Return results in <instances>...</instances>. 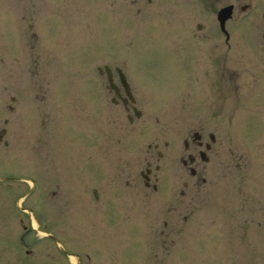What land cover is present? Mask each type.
Here are the masks:
<instances>
[{"label": "rangeland", "instance_id": "374dc122", "mask_svg": "<svg viewBox=\"0 0 264 264\" xmlns=\"http://www.w3.org/2000/svg\"><path fill=\"white\" fill-rule=\"evenodd\" d=\"M14 2L24 8L20 18H17L18 29L12 28L11 16L8 17V13L0 5V129L6 127L8 130L6 136L14 152H19L25 162L34 163L40 172H44L47 193L52 188L55 189V186L52 182L53 173L45 170L43 165L51 167L49 163L53 153H47V148L50 149L48 145L43 150L44 140L41 137L44 133L52 132L53 125L57 122V116H47L49 107L57 104L68 110L70 115L72 112L76 114V110L80 111L82 108L78 109L64 101L75 97L82 98L78 101L85 104V99L89 101L99 96L103 86L97 85H100L96 74L97 66L107 61L118 64L120 59L126 57L133 61L129 63L139 62L141 66L148 64L145 58H150V55L159 60L168 50L158 48L157 44L145 39L142 33L148 35L151 30L172 27L185 30L188 26L180 0ZM52 5L55 8L49 10ZM71 6L75 7V10L69 13L67 7ZM13 8L18 10L16 5ZM174 20L178 21L177 25H173ZM182 22L183 28L180 24ZM123 44L126 50L128 48L127 54L120 51ZM243 44V39H239L237 35L234 41L236 63L239 55L247 49ZM247 46L252 48L251 44ZM188 48L187 45L179 47L175 53L183 50L187 55L186 61L193 66L192 53ZM206 56L210 59L211 51H207ZM252 56L255 61H259L263 55ZM240 58L243 72L248 74L251 58L241 55ZM230 61L233 63L232 59ZM158 62L164 63L165 65L161 66L166 68L172 63L168 64L165 58ZM156 63H152V72ZM177 64V71L174 72L170 68L178 83L177 89L171 94L163 96V93L157 91L145 94L146 87L141 85L138 101L144 108V114L136 120V126L139 128L141 165L144 164L143 158L152 154L146 151L148 144L171 140L172 148H175L173 152H176L177 144L180 142L181 145V140L185 139L187 134V129L179 124L185 118L202 119L203 122L209 119L210 123L215 118L206 112L200 103L201 99L196 97L197 84L188 76L193 71L192 66L185 69V64L181 61ZM151 76L154 78L156 74ZM89 80H93L96 90L83 93L88 89ZM247 88L248 83H245V90ZM154 104L162 105L163 108L154 110L153 107L158 108ZM86 112L85 108L84 114ZM243 115L245 114L239 115L238 119H242ZM216 123L218 125L211 124L210 129L204 126L206 129L203 132L212 133L216 128L218 132H228L224 128L225 121ZM117 126L126 132L127 137L132 138V125L123 123ZM235 130L230 131L231 139L238 141L236 147L228 138L229 135L226 137L222 134L219 141L222 140V150L225 151L221 157L219 154L222 150L219 154L211 152L209 163L204 168L201 167L205 185L191 184L193 187L188 189L190 192L182 200L178 195L181 185L175 186L177 182L173 180L174 195L168 201L171 204L158 196L153 198V202L158 203L156 206L144 205L142 201L138 203L140 218L146 215L151 218L150 222L142 227L139 237H131V230L123 232L127 239L131 238L130 241L108 234L105 228L109 225L120 224V227H124L128 222H105L101 220V216L96 219L89 218L90 210L86 208H70L66 216L59 210L57 222L63 226L62 233L55 226L56 232L66 238V247L69 251L79 254L84 264H264V135L259 133L260 127H253L248 131L238 127V136L233 135ZM69 131L70 129L66 130ZM131 142L130 139L126 145L131 146ZM96 148L94 145L90 151L94 152ZM132 150L134 151L133 147ZM168 151L170 152V149ZM8 154L3 143L0 144V173L5 175V172L17 169L15 174H21L22 171L18 169L19 160L16 162L14 157L6 158ZM167 157L161 160L163 173H167L169 168H177L174 156L168 154ZM148 159L151 160L149 157ZM136 164L137 159L131 162L129 169L134 168ZM127 166L128 164L124 166V172ZM57 173L58 171L54 174ZM62 179L67 178L62 176ZM118 182L119 179L115 183ZM58 183L57 180L56 184ZM6 187L7 190L4 189ZM28 188L26 182L0 185V264H70L67 258L58 255L51 240L38 234L37 224L29 222L27 225V222H23L18 229L15 216L19 214V209L16 198L23 194L25 206L37 207L35 203L39 202V199H36L37 194H32L36 192L28 193ZM56 190L59 193L57 197L50 192L42 203L53 208L52 204L61 196L59 189ZM204 190L207 193L204 194L205 199L201 198V191ZM68 191L76 192L72 189ZM65 196L62 195L59 202L65 203L67 198L66 204L69 202V205L75 206L68 194ZM140 198L142 200V197ZM50 212L54 213L51 210ZM129 215L131 214L128 212ZM164 223L169 224L166 229L163 227ZM23 231L26 236L25 249L31 251L27 257L23 253L24 249L17 244V236ZM163 231L165 235H161ZM132 246L136 248L138 260L134 259L132 248L129 249Z\"/></svg>", "mask_w": 264, "mask_h": 264}, {"label": "bare ground", "instance_id": "6f19581e", "mask_svg": "<svg viewBox=\"0 0 264 264\" xmlns=\"http://www.w3.org/2000/svg\"><path fill=\"white\" fill-rule=\"evenodd\" d=\"M53 1H55V0H53ZM61 1H63V0H61ZM0 5L4 7L5 12L10 13V14H13V12H9V10H12L13 7H15V5L18 6L21 10H24V8H21L22 5H19L18 3L15 4L14 0H0ZM70 5H71V4H69V6H70ZM42 7L44 8V5H42ZM46 7H48V6H46ZM54 8H55V6L52 5V6H49L48 9L51 10V9H54ZM67 8H69V10H68L69 13H71V10H75V7H73V6H71V7H67ZM13 21H14V22H13V24H12V28H13V29H18V28H19V24H18V22H17L15 19H13ZM57 141L60 142L59 139H58ZM98 152H99V151H98ZM17 154H18V153H17ZM17 154H14V155H17ZM18 155H19V154H18ZM20 160H21V162H22V164H23V165L20 166V167H22L23 169H25V170H27L28 172L32 173L33 175H41V172H38L37 170L33 169L32 167L26 165V163H25V161L23 160V158L20 157ZM91 164H92V163H91ZM29 165H30V164H29ZM88 165H89V164H87L86 166H88ZM108 169L110 170L109 172H101V171L98 172V174H102V175H103V178H104V179H103V182H104V183H114V182H117V181H116V177L114 176V175H115L114 172L111 171V168H108ZM84 172H86V171H84ZM55 173H56V172H55ZM59 173H61L62 175H60ZM68 173H74V174H75V170H73V169H68V170L65 171V172H62V171H61V172H58V173H57V177H56L55 180L53 181L54 186L57 187V188L59 189L61 196L64 195V197H66L65 194H68V196L70 197V199L73 200V202L75 203V206L69 205V202H68V204H66V203L63 204V205H64V210H63V212H62V215L64 214V216H66V213H69V209H70V208H72V209H82L83 205L85 204V202H83V201H79V202H77V201H75V200L72 198V197H75V196L79 198V195H78V194H73V195H71V194H69V193L67 192V190H71L70 188H72V189H75V188H76V186H75L74 183H73V178H72V179H70V178H68V179H62L58 184H56V180H60L62 176H70ZM76 174H78V172H76ZM59 176H60V177H59ZM106 176L111 177V180H106ZM81 177H82V176H81ZM81 180H82L81 184L85 183L86 186H87L90 190L93 188L92 184H91L87 179L83 178V179H81ZM4 184H6V182H5ZM174 185H175V186H178V184H174ZM174 185L171 186L169 189L172 190L173 187H175ZM69 187H70V188H69ZM114 192L118 194V199H120V200H119V204H122V205H120V206H122V207H121V208H116V210H117V212H122V215H123V214L126 213V210H124L125 208L128 209V208H130L131 206H134V205H131V204H128V205H127V203H125L124 200H122V199H123V196H124V193H123L120 189L115 188V189H114ZM125 193H126V192H125ZM58 194H59V193H58ZM204 194H206V192H204ZM61 196H60V198H58V201H61V200H62ZM39 198H41V195L39 196ZM65 200H68V199L66 198ZM125 200H126V201H129V197H127ZM103 202H104V203H107L108 200H107V199H104ZM144 203H145V204H148L150 207H152V206H156V205L158 204V203H154V202L151 201V200H145ZM19 206H20V204L18 205V207H19ZM71 206H72V207H71ZM20 207H21V206H20ZM160 207H162V206H160ZM32 208L35 209L36 207H32ZM83 208H84V207H83ZM102 209L104 210L105 207H102ZM123 210H124V211H123ZM132 214L135 216V218L137 217L138 219H137V221H135V223H129V224H131V225H134V226H137V227H138V226L145 227L146 223L148 224V223L150 222V219H151V218H150L148 215L144 216V217L141 219V218H140V214H139V212L136 213V210L133 211ZM100 216H103V214H101ZM126 219H127V217H122V218H120V219L118 220V222L123 221V220H126ZM131 220H134V219H131ZM46 222H47V219H46ZM168 226H169V224L167 223V225L164 224L163 227H165V229H166ZM121 229H122V227H115V233H114V234H110V235L119 236V233L123 232ZM165 229H164V230H165ZM37 232H38V234H39L41 237H43V233L39 232V230H37ZM161 235H165V234H164V231H163V233H162ZM139 236H140V235H139ZM117 238L119 239V237H117ZM122 239H123V240H128V241L131 240V239H127V238H125V237H123ZM17 240H18V237H17ZM120 240H121V239H120ZM17 244H18V243H17ZM18 247L22 248V246L19 245V244H18ZM23 253H25V252H23ZM134 254H135L134 259H135V260H138L139 256H138L137 251H136ZM73 260H74V259H73ZM76 261H77V260H76ZM73 263H75V260H74Z\"/></svg>", "mask_w": 264, "mask_h": 264}, {"label": "flooded vegetation", "instance_id": "af4514ba", "mask_svg": "<svg viewBox=\"0 0 264 264\" xmlns=\"http://www.w3.org/2000/svg\"><path fill=\"white\" fill-rule=\"evenodd\" d=\"M199 5L204 8V14H209L210 17L212 14H216L218 10L221 7L231 5L233 8V11L238 14L239 16H242L245 12L248 11V7L250 6V0H198ZM254 18L256 19L259 26H257V29H264V8L260 6L254 8ZM202 21H210L213 23L214 21L209 20L208 18L202 17ZM209 22V23H210Z\"/></svg>", "mask_w": 264, "mask_h": 264}]
</instances>
